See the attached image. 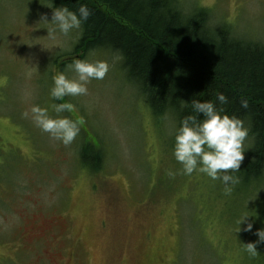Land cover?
Instances as JSON below:
<instances>
[{
	"label": "rangeland",
	"instance_id": "rangeland-1",
	"mask_svg": "<svg viewBox=\"0 0 264 264\" xmlns=\"http://www.w3.org/2000/svg\"><path fill=\"white\" fill-rule=\"evenodd\" d=\"M45 2L0 0V264H264V243L256 256L242 245L264 229V179L238 176L250 139L230 195L219 180L185 175L173 155V119L152 114L117 53L73 54L80 30L49 40L42 17L50 22L54 7ZM174 3L185 15L206 11L214 30L264 45V0ZM75 59L106 60L110 70L87 95L55 100L53 78ZM59 103L74 107L57 114ZM34 105L78 121L75 141L65 146L37 127ZM81 144L98 152L99 170L81 162ZM245 215L252 232L237 233Z\"/></svg>",
	"mask_w": 264,
	"mask_h": 264
},
{
	"label": "trees",
	"instance_id": "trees-1",
	"mask_svg": "<svg viewBox=\"0 0 264 264\" xmlns=\"http://www.w3.org/2000/svg\"><path fill=\"white\" fill-rule=\"evenodd\" d=\"M42 1L74 12L88 6L92 15L79 29L73 54L97 48L117 53L152 114L175 122L174 145L181 121L194 114L191 100L210 101L243 120L251 146L238 176L247 183L264 178V45L214 30L206 11L185 15L174 0ZM219 94L228 98L226 105H219ZM241 100H247V109ZM80 158L92 171L102 164L98 152L84 144Z\"/></svg>",
	"mask_w": 264,
	"mask_h": 264
},
{
	"label": "clouds",
	"instance_id": "clouds-1",
	"mask_svg": "<svg viewBox=\"0 0 264 264\" xmlns=\"http://www.w3.org/2000/svg\"><path fill=\"white\" fill-rule=\"evenodd\" d=\"M91 15V10L84 4H81L76 12L68 7L52 8L50 22L46 16L42 17L46 24L52 25L47 30V38L56 41L58 34L67 36L73 30L81 29L82 24L87 22ZM109 70L110 64L106 60L90 62L87 59H75L66 66L64 72L53 78L50 94L55 100H63L66 96L87 95L91 81L103 80ZM67 71L74 72L75 78H69L65 74ZM217 101L219 105H226L228 98L224 94H219ZM191 105L194 114L181 121L175 135L173 151L175 160L182 165L185 175H191L195 171L213 181L219 180L225 185V194L230 195L232 192L230 185L238 183V179L232 173L239 171L245 158L244 143L248 137V128L245 127L243 120L224 114L222 107H217L210 101L191 100ZM240 106L247 109V100H241ZM53 107L59 114L71 111L74 106L70 103H59ZM30 113L37 127L65 146L71 145L79 135L78 121L67 117L52 118L47 108L36 105L31 107ZM24 115L29 116V112H25ZM173 174L171 171L168 172L170 176ZM248 217L241 216L236 221L237 233L252 232L253 224L246 223ZM245 223L246 227L242 228ZM254 235L258 237L255 242L242 244L244 250L252 256L258 254L257 246L264 243V229H258Z\"/></svg>",
	"mask_w": 264,
	"mask_h": 264
},
{
	"label": "bare ground",
	"instance_id": "bare-ground-1",
	"mask_svg": "<svg viewBox=\"0 0 264 264\" xmlns=\"http://www.w3.org/2000/svg\"><path fill=\"white\" fill-rule=\"evenodd\" d=\"M262 179H264V178H260V179H258V180H255V179H254L252 182L257 183V182H259V181L262 180ZM240 180H241V179H240ZM240 180H239V181H240Z\"/></svg>",
	"mask_w": 264,
	"mask_h": 264
}]
</instances>
